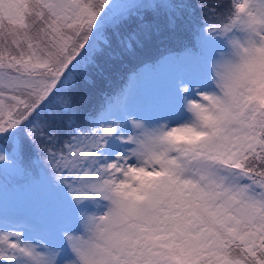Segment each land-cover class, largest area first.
Returning a JSON list of instances; mask_svg holds the SVG:
<instances>
[{
	"label": "snow or ice",
	"instance_id": "snow-or-ice-1",
	"mask_svg": "<svg viewBox=\"0 0 264 264\" xmlns=\"http://www.w3.org/2000/svg\"><path fill=\"white\" fill-rule=\"evenodd\" d=\"M190 7L0 0V164L43 144L54 182L39 225L0 218V264H264V0H202L185 56L204 78L174 82L166 115L125 89L81 125L62 95L107 24L132 20L131 51Z\"/></svg>",
	"mask_w": 264,
	"mask_h": 264
},
{
	"label": "trees",
	"instance_id": "trees-1",
	"mask_svg": "<svg viewBox=\"0 0 264 264\" xmlns=\"http://www.w3.org/2000/svg\"><path fill=\"white\" fill-rule=\"evenodd\" d=\"M226 1L214 0L224 4ZM140 2L146 0H139L137 3ZM174 2L191 5L182 18L181 25L175 30L163 25L159 29L154 28L152 36L131 51H125L120 41L128 35L130 27L135 26L132 20L128 24L117 21L105 26L102 39L96 42L87 59L71 75L69 85L62 93L65 98H71L77 123L86 125V122L98 117L106 103L124 88L129 74L137 73L143 67L154 72L157 65H163L167 53L193 48L196 43L194 34L204 22V13L199 8L202 0ZM132 15L142 17L145 13L143 10L139 13L133 11ZM44 147L43 144H29L19 167L0 164V201L8 200L17 204L21 198H28L39 205L37 212L45 209L50 212L49 185L54 182L46 156L42 152ZM43 218L46 219L47 216Z\"/></svg>",
	"mask_w": 264,
	"mask_h": 264
},
{
	"label": "rangeland",
	"instance_id": "rangeland-1",
	"mask_svg": "<svg viewBox=\"0 0 264 264\" xmlns=\"http://www.w3.org/2000/svg\"><path fill=\"white\" fill-rule=\"evenodd\" d=\"M138 1L114 0V2L122 4L137 3ZM197 32L194 34L195 36ZM153 74L155 75H152L151 71L146 68L141 69L138 74H129L130 78L126 89H132L133 109L136 114L156 118L167 114L160 101L167 95L174 82L183 79L193 87L199 86L196 82L203 81L204 61L203 58L193 61L185 56V52L170 55L165 58L163 65L159 66V70ZM38 206L36 201H31L28 198H21L17 204L2 200L0 201V218L6 217L13 222H24L23 220H25L27 223L39 225L49 212H46V209L37 212ZM43 234L44 232L37 227L34 235L38 237Z\"/></svg>",
	"mask_w": 264,
	"mask_h": 264
}]
</instances>
